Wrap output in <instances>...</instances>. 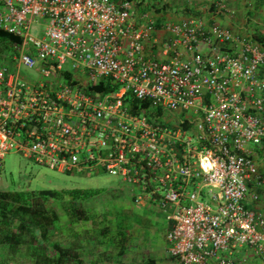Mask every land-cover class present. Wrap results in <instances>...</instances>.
<instances>
[{"label":"built area","instance_id":"built-area-1","mask_svg":"<svg viewBox=\"0 0 264 264\" xmlns=\"http://www.w3.org/2000/svg\"><path fill=\"white\" fill-rule=\"evenodd\" d=\"M140 1L0 0L21 38L0 59V168L108 172L165 212L170 264H264V35L212 20L233 0L159 25Z\"/></svg>","mask_w":264,"mask_h":264},{"label":"rangeland","instance_id":"rangeland-1","mask_svg":"<svg viewBox=\"0 0 264 264\" xmlns=\"http://www.w3.org/2000/svg\"><path fill=\"white\" fill-rule=\"evenodd\" d=\"M159 14L154 12V18ZM174 16L173 20L178 17ZM13 51L11 44L0 43V59ZM66 68H69V64L64 66ZM30 77L38 79L33 73ZM73 189L93 192L82 203L90 220L84 225L81 222L74 225V229L80 230L81 234L84 230L87 232H84L87 238L84 246L87 247L85 251L89 252L86 256L89 263L139 264V259L147 260L149 256L154 257L156 264H170L165 239L168 226L166 214L158 202L148 200L150 191L135 189L132 193L120 177L105 171L94 174L59 172L14 152L3 158L0 191L18 192L28 199L33 194L50 190L60 194L57 199H50L57 202L62 200L64 192ZM133 194L142 196L144 203L135 202ZM104 227L108 233L101 235L100 230ZM244 249L237 256L247 255L250 264L255 263L251 252Z\"/></svg>","mask_w":264,"mask_h":264},{"label":"trees","instance_id":"trees-1","mask_svg":"<svg viewBox=\"0 0 264 264\" xmlns=\"http://www.w3.org/2000/svg\"><path fill=\"white\" fill-rule=\"evenodd\" d=\"M146 8L161 13L167 12L170 6L159 0H150ZM190 11L187 9L186 14H198ZM162 20L158 18L157 24ZM16 42L20 43L21 38L0 29V43ZM108 88L103 83L97 86L99 91H107ZM132 105L136 108L137 101L132 100ZM64 193L61 201L53 202L51 200L60 196L58 192L41 191L27 199L18 192L0 191V241L14 244V256L19 255L23 248L30 259L28 264H85L83 259L89 254L84 246L86 230L81 234L74 225L78 222L84 225L90 220L82 203L93 192L73 189ZM100 233L108 232L104 227ZM145 264H156V260L151 258Z\"/></svg>","mask_w":264,"mask_h":264},{"label":"crops","instance_id":"crops-1","mask_svg":"<svg viewBox=\"0 0 264 264\" xmlns=\"http://www.w3.org/2000/svg\"><path fill=\"white\" fill-rule=\"evenodd\" d=\"M143 4L144 3H141V5L139 6L141 7L143 6ZM206 8H207L206 0H191V2L188 3L185 2L182 3L181 1H178L176 5L170 6V8L167 9L168 10L167 12L166 11L161 13L157 12L162 15L159 14L155 16L156 17L155 19L156 21L158 20V18L163 19L162 21H159L160 22L159 24L167 20L168 21L180 20L185 16L193 14V13L186 14L187 9L192 10L190 12H194V13L196 12L199 15L208 16L207 13L208 11L206 10ZM231 8H232L231 13H220V12L217 13L214 11V7L212 6L211 11L215 12L214 13L215 15L212 16V20L215 23L219 24L220 26L226 27L238 34H248L254 38H257L259 35L260 36L264 35V0H233ZM198 14H193V15H198ZM174 15L178 16L175 18V20L172 19ZM156 37L160 42L164 37L167 36L164 35L162 31H159L156 34ZM159 42H157L156 45L154 46L155 49H159V47H157V44H159ZM10 44L12 45V48L15 51L14 43H10ZM155 49L154 52L156 51ZM9 54H7V56ZM258 206L264 213V198L262 202L258 204ZM14 248H15L14 244L10 242L7 241L6 243H4L0 241V264H25V263L28 264L30 262V259L27 256L28 253L25 254V249L22 248V250L19 251L20 254L14 256L13 253ZM151 258L154 259V257L148 256L147 260L146 258L142 260L139 259L137 262L139 264H145ZM83 260L85 261V264H91L89 263V261L86 260V257H84Z\"/></svg>","mask_w":264,"mask_h":264}]
</instances>
